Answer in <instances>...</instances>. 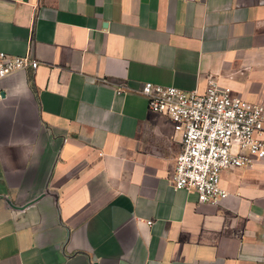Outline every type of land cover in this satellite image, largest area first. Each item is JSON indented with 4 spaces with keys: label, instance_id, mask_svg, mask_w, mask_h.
Returning a JSON list of instances; mask_svg holds the SVG:
<instances>
[{
    "label": "crops",
    "instance_id": "1",
    "mask_svg": "<svg viewBox=\"0 0 264 264\" xmlns=\"http://www.w3.org/2000/svg\"><path fill=\"white\" fill-rule=\"evenodd\" d=\"M0 264H264V160L221 203L169 178L150 81L264 106V0H0Z\"/></svg>",
    "mask_w": 264,
    "mask_h": 264
},
{
    "label": "built area",
    "instance_id": "2",
    "mask_svg": "<svg viewBox=\"0 0 264 264\" xmlns=\"http://www.w3.org/2000/svg\"><path fill=\"white\" fill-rule=\"evenodd\" d=\"M37 60L0 50V81L31 68ZM141 94L152 112L166 115L180 135L170 185L196 193L199 203L216 205L229 195L221 173L264 160V106L248 101L228 85L210 80L203 91L143 83ZM4 90L0 85V100Z\"/></svg>",
    "mask_w": 264,
    "mask_h": 264
}]
</instances>
